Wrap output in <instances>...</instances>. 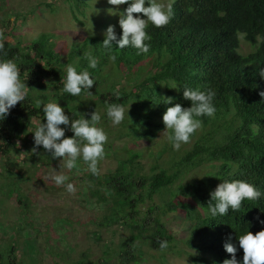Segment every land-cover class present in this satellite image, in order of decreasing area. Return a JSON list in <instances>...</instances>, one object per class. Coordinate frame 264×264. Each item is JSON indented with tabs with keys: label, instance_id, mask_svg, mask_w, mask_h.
Returning a JSON list of instances; mask_svg holds the SVG:
<instances>
[{
	"label": "trees",
	"instance_id": "obj_1",
	"mask_svg": "<svg viewBox=\"0 0 264 264\" xmlns=\"http://www.w3.org/2000/svg\"><path fill=\"white\" fill-rule=\"evenodd\" d=\"M75 1L77 7H83L79 1L86 3ZM126 7L122 5L123 10ZM173 10L174 16L166 26L157 28L149 24L147 31L152 39L148 41L150 49L146 54L131 46L119 49L115 45L108 52L102 46L104 34H89L79 44H74L68 59L77 60L68 66L76 67L78 72L87 70L95 80L91 92H82L79 97L63 91L67 68L63 69L65 64L53 50L49 40L52 35L43 33L26 44L20 40H0L3 45L0 59H13L20 69L21 81L27 86L25 101L18 102L0 122V153L5 155L17 148L18 140L26 139L35 123L45 122L42 109L49 100L60 103L70 121L79 119L76 101L85 96L95 97L104 107L107 120L108 105L132 103L133 117L125 134L151 141L155 131L164 127L163 113L172 106L164 103L163 97H174L173 103L190 107L191 102L183 98V87L212 88L216 92L215 115L198 118L203 125L215 126L210 131L212 135L201 134L192 147L178 157L172 172L166 168H159L151 176L139 172L133 164L140 153L132 148L114 170L98 175L91 173L104 190L103 194L99 189L95 193L101 199H111L110 211L101 224L122 222L133 234V244L123 241L117 248L108 246L97 264H139L144 255L142 245L160 251V241L166 240L169 244L174 241L159 214L167 211H185L186 218L192 222L186 243L195 250L190 252L193 264H223L225 259L231 258L224 249L229 237L238 247L239 235L247 230L255 234L264 229V224L260 223L264 220V196L255 201H243L239 211L230 210L226 216L213 218L208 209L213 190L205 181L183 187V196L189 197L187 200L181 196L160 204L153 201L155 195L167 192L181 176L208 162H218L210 176L217 183L244 180L264 192V98L259 95V91L264 90V79L258 75V69L264 68V0H175ZM112 25L119 38L122 29L115 22ZM239 35L254 47L251 52L239 51ZM87 53L97 58L95 69L88 68ZM151 58L157 61L156 71L130 91L117 87L100 90L97 76L106 64L111 62L130 70ZM45 80H49L48 86L52 88L50 94L35 93ZM170 83H176L180 90L171 89ZM162 84L167 93L162 92ZM36 100L43 104L37 107ZM223 125L227 131L214 136L216 128ZM65 135L70 137L73 133L66 130ZM30 140L29 145H34ZM39 156L52 158L50 153ZM6 163L16 166L10 159ZM17 197L21 201L22 197ZM147 201L150 202L148 215L159 212L151 215L152 224L147 222L150 216L143 214L142 219L138 218L139 206ZM95 236L98 237L97 232ZM14 248L11 245L9 252ZM165 252L160 251L163 255ZM242 256L243 250L239 249L237 258L242 259ZM0 258V264H20L6 254L0 253Z\"/></svg>",
	"mask_w": 264,
	"mask_h": 264
},
{
	"label": "rangeland",
	"instance_id": "obj_2",
	"mask_svg": "<svg viewBox=\"0 0 264 264\" xmlns=\"http://www.w3.org/2000/svg\"><path fill=\"white\" fill-rule=\"evenodd\" d=\"M84 1L86 3L79 1L83 7H77L75 0H0V40H20L22 44H26L43 33L52 35L49 40L53 43V50L65 64V69L77 60L68 59L74 44H79L89 34H104L114 22L119 24L120 16L108 11L115 6L109 5L107 0H96V3L95 0ZM159 2L166 5L169 0ZM120 11L123 12L122 5ZM134 15L144 18L143 14ZM239 38V51L242 54L254 49L242 35ZM127 68L115 66L111 62L106 64L97 76L100 90L117 87L130 91L135 84L156 71L157 61L155 58L144 59L132 69ZM48 81L45 80L42 88L35 93L50 94L52 88L48 86ZM161 88L163 93H167L164 84ZM94 98H79L76 101V112L79 118L85 114L86 119H90L93 111L101 115L98 126L103 127L107 133L108 142L104 146L105 156L98 162L99 174L114 170L118 161L126 158L132 148L140 153L133 164L139 172L148 176L159 168L172 172L178 157L190 149L201 134L210 137V131L215 127L212 124H202L189 143L174 150L168 140L171 131L164 132L165 126L155 131L151 141L125 134L133 117L132 103L124 106L127 112L130 105V119L126 118L120 125L114 126L110 119H105L104 107ZM37 126L35 123L25 140L17 141V148L11 149L7 155L0 153V253L9 258L14 257L20 264H97L108 246L117 248L123 241L133 244L132 230L122 222L101 224L110 211L111 199H101L95 193L96 189L102 194L104 190L82 159L77 161L76 169L68 170L60 163L62 158H40L41 153L49 154L42 146L37 148L38 155L32 152L34 145H29L28 139L33 140L32 132ZM216 130L214 136L227 131L224 125ZM8 159L16 166L6 163ZM217 165L218 162H208L194 167L181 176L167 192L155 195L153 201L160 204L181 196L187 200L189 197L186 199L183 196V187L186 188L193 182L205 181L214 190L219 183L210 176L216 171ZM60 173L69 177L68 182L75 187L73 193H68L64 186L56 185L50 178L51 175ZM17 196L23 199L20 198L19 201ZM149 203L147 201L139 206L138 218L142 219L143 214L150 216L147 222L152 224L151 215L159 212L148 215ZM159 214L174 241H170L165 255L142 245L144 255L139 264H193L190 254L195 250L186 243L192 222L186 218L185 211ZM11 245L15 247L13 252H9Z\"/></svg>",
	"mask_w": 264,
	"mask_h": 264
},
{
	"label": "clouds",
	"instance_id": "obj_3",
	"mask_svg": "<svg viewBox=\"0 0 264 264\" xmlns=\"http://www.w3.org/2000/svg\"><path fill=\"white\" fill-rule=\"evenodd\" d=\"M169 0L165 5L159 0H107L109 5L115 6L108 11L111 14H119V26L122 32L118 38L115 26L109 25L104 32L102 46L108 52L114 48L124 49L133 47L139 53H148L152 37L147 31L149 24L160 28L169 24L174 16L173 3ZM96 3V0H95ZM147 4V6H146ZM121 5L127 7L120 11ZM143 14L142 18L140 15ZM94 35V33H92ZM3 45L0 44V50ZM85 58L88 61V68L95 69L98 60L91 53H87ZM114 59V57H113ZM258 75L264 79V68L258 69ZM95 84L94 78L87 70L77 71L76 67L68 66L66 78L64 80L63 91L74 97H79L82 92L90 93ZM171 88L180 90L176 83ZM183 98L191 102L190 107H183L180 103H173L174 97H163V102L172 106L163 113L162 120L165 126L164 132L168 130L171 134L168 140L174 150H179L182 144L190 142L193 135L202 127L199 117H213L216 112L214 106L215 90L206 88L204 90L183 87ZM261 98H264V90L259 91ZM27 98V86L20 79V69L13 59H0V122H3L18 102H24ZM37 107L43 104L36 100ZM129 107L126 109L120 104L107 106L106 115L114 126L120 125L126 118H129ZM43 114L45 122L40 123L34 134V147L32 152L39 154L37 148L41 147L51 154L53 159L62 158L63 167L73 170L78 167L77 161L82 159L87 164L88 170L93 175H98V162L105 156V144L108 142V135L103 127L98 126L101 115L96 111L90 114V119L81 118L69 119L65 113V108L58 102H48L43 104ZM63 125L64 127H61ZM66 130H71L72 136L65 135ZM197 177V176H196ZM204 177V176H199ZM216 177V176H215ZM56 185L64 186L68 193H73L75 187L68 182L69 177L65 174H54L50 177ZM219 178V177H217ZM264 196V192L254 184L244 180H221V183L210 192L208 209L210 216H226L229 211H239L242 202L245 200L255 201ZM260 223L264 224V220ZM224 244V249L231 254L230 259H225L223 264H264V229L255 234L247 230L238 236V247L230 242ZM161 252L169 248L166 240L159 242ZM239 249L243 250L242 259L237 258Z\"/></svg>",
	"mask_w": 264,
	"mask_h": 264
}]
</instances>
